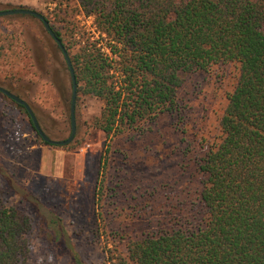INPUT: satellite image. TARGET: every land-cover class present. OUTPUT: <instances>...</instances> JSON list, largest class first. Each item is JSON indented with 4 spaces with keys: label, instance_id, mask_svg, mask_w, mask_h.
Instances as JSON below:
<instances>
[{
    "label": "trees",
    "instance_id": "1",
    "mask_svg": "<svg viewBox=\"0 0 264 264\" xmlns=\"http://www.w3.org/2000/svg\"><path fill=\"white\" fill-rule=\"evenodd\" d=\"M57 5L55 17L44 18L70 58L75 101L102 102L90 127L109 142L176 111L186 76L219 64L240 67L219 136L198 162L204 225L129 241L127 256L116 255L113 264H264V0H78L97 37L79 35L78 23ZM3 192L0 184V264L29 263L34 229L71 264H85L60 217L48 211L44 221L29 207H8Z\"/></svg>",
    "mask_w": 264,
    "mask_h": 264
},
{
    "label": "rangeland",
    "instance_id": "2",
    "mask_svg": "<svg viewBox=\"0 0 264 264\" xmlns=\"http://www.w3.org/2000/svg\"><path fill=\"white\" fill-rule=\"evenodd\" d=\"M60 1L68 19L78 23L79 35L97 37L94 19L78 12V0H0V11L21 7L55 17ZM7 71L14 76L0 86L30 106L50 139H67L70 79L62 53L37 18L0 17V77ZM239 73L237 63H228L186 76L176 95V111L112 142L90 127L100 113L99 100L75 101L73 140L52 146L42 143L23 109L0 96L2 202L29 207L40 220L45 221L48 211L60 217L85 264H113L116 255L127 256L132 240L202 227L205 176L198 162L219 136L218 123ZM28 239V264H71L35 229Z\"/></svg>",
    "mask_w": 264,
    "mask_h": 264
},
{
    "label": "water",
    "instance_id": "3",
    "mask_svg": "<svg viewBox=\"0 0 264 264\" xmlns=\"http://www.w3.org/2000/svg\"><path fill=\"white\" fill-rule=\"evenodd\" d=\"M15 14L30 15V16H33V17L37 18L38 20H40L44 29L46 30L48 35L51 37V39L55 42V44L58 46V48L60 49V51L63 55V58L65 60L66 66H67L69 74H70L71 87H72L71 102H70L71 132H70L69 137L65 140H62V141H55V140L50 139L47 135H45L43 133V131L41 130V128L38 124V121H37L34 113L32 112L30 106L23 99L17 97L16 95L12 94L11 92L7 91L6 89H4L2 87H0V92L3 93L8 98H10L11 100H13L14 102H16L17 104L24 107L25 111L27 112L28 117L30 118V120L33 124L35 131L43 139V141H45L46 143H48L49 145H52V146L68 145L73 140V138L75 136V132H76V130H75V117H74V106H75V99H76V80H75L73 68L71 66L70 58H69L64 46L62 45L61 41L55 36V34L52 31L49 23L45 20L43 15H41L40 13H38L36 11L27 9V8H17V9L0 11V17L7 16V15H15Z\"/></svg>",
    "mask_w": 264,
    "mask_h": 264
},
{
    "label": "flooded vegetation",
    "instance_id": "4",
    "mask_svg": "<svg viewBox=\"0 0 264 264\" xmlns=\"http://www.w3.org/2000/svg\"><path fill=\"white\" fill-rule=\"evenodd\" d=\"M1 11H4V10H1ZM1 87V86H0ZM3 94V93H2ZM13 94V93H12ZM15 95V94H14Z\"/></svg>",
    "mask_w": 264,
    "mask_h": 264
}]
</instances>
